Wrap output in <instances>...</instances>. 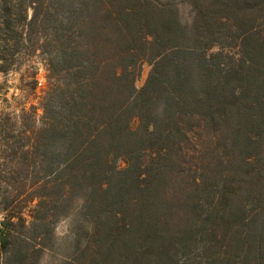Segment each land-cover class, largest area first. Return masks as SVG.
Masks as SVG:
<instances>
[{
    "label": "trees",
    "instance_id": "1",
    "mask_svg": "<svg viewBox=\"0 0 264 264\" xmlns=\"http://www.w3.org/2000/svg\"><path fill=\"white\" fill-rule=\"evenodd\" d=\"M188 5L0 0V264H264V0Z\"/></svg>",
    "mask_w": 264,
    "mask_h": 264
},
{
    "label": "rangeland",
    "instance_id": "2",
    "mask_svg": "<svg viewBox=\"0 0 264 264\" xmlns=\"http://www.w3.org/2000/svg\"><path fill=\"white\" fill-rule=\"evenodd\" d=\"M172 2L178 9L179 18L182 22L188 23L191 19V10L188 5V0H161ZM151 69V65L147 62H144L140 65L139 74L135 80V87L140 89ZM37 86L35 90V95L38 96L41 94L42 89L44 88V78L43 71L38 69L37 75ZM20 74L13 72L9 74L0 73V114L12 109L18 103H25L26 106L29 104H37V98L33 96H27L24 91H21L23 88L20 82ZM137 125V120L133 119L131 126L135 128ZM117 166H124L121 160H117ZM75 205H78V202H75ZM76 207V206H75ZM1 219V214H0ZM72 222V217L65 218L57 222L55 225V249L52 253H45L40 260L39 264H59L62 261L61 256H67L70 250V235L69 230Z\"/></svg>",
    "mask_w": 264,
    "mask_h": 264
}]
</instances>
